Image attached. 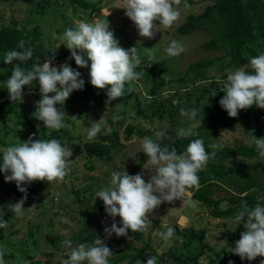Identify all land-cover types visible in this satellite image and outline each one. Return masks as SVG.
Returning a JSON list of instances; mask_svg holds the SVG:
<instances>
[{"label":"rangeland","instance_id":"rangeland-1","mask_svg":"<svg viewBox=\"0 0 264 264\" xmlns=\"http://www.w3.org/2000/svg\"><path fill=\"white\" fill-rule=\"evenodd\" d=\"M90 1L96 3L98 11L82 9L69 0H0V30L10 29L21 38H25L26 34L36 29L40 34V39L36 43L47 53L61 57L68 52L61 44V35L65 28L73 26L74 21L94 22L106 19L109 30L113 32L119 46L124 49L137 48L140 59L137 66H144L149 62L146 64L147 69L143 67V74L136 81L125 84L124 94L115 99L121 100L119 102L92 105L84 100L76 105H69L65 100L62 108L55 105L64 111L62 128H65L71 137L65 144L71 149L67 173L59 182L49 183L44 180H33L27 184L22 182L21 186L26 189V197L22 205L25 208L24 215L21 218L14 215L8 218L6 211L9 210L7 208L9 204H14L25 196V193L19 192L15 185L2 193L0 219L7 223L0 229V257L4 259L5 264H62V261L67 259L69 249L63 247L60 241L69 238L73 242L72 247H75L87 219L92 223L84 237L88 238L93 234L94 238H99L105 243L113 254L110 257V264H113L111 261L118 253L135 255L137 251L144 249L134 264H144L151 255L156 256L157 264H179L181 260L194 258L201 244L196 239H190L186 232L189 228L195 231L204 230L206 233L204 242L210 246V250L205 251L203 256L197 259V264H209L211 259L219 255L231 254L228 250L234 247V241L238 240L240 233L245 230L243 224H233L232 218H214L212 210L193 200L192 194L187 190L181 200L162 202L154 208L148 214L149 223L145 231L128 230L125 236L116 237L113 234L106 237L103 228L111 224L112 218L106 215L104 206L96 212L93 209L101 201L94 197V192L106 185L110 172L127 171L138 162L143 154L139 152V144L144 136H152L153 130L157 128L165 129L167 135L174 134L175 129L187 125V121L180 117L179 111L174 112L175 116L171 119L167 117L160 119L158 115H153L154 108L162 100H171L169 108L178 106L185 109L190 104L188 108L197 109V121L200 120L194 132L197 134L206 128L207 122L202 113L204 106L223 96L221 81L228 70L238 66L229 63L230 58L225 56L224 50L204 48L205 44L214 39V35L207 31L199 30L179 37H174L173 32L185 23L189 15L203 12L216 0H186L193 3L187 7L181 5L179 0L175 5L180 12L177 21L167 28L159 26L151 38L138 35L134 24L124 15V9L120 8L121 0H103L100 4L99 0ZM155 23L158 24V21ZM172 39L184 47V51L176 57H169L163 51ZM4 53L0 50V60ZM259 54L257 52V55ZM199 61L212 63L195 72H189L184 81H177L187 73L189 65ZM62 63L71 66L72 59L69 54L62 59L50 61V66L55 65L59 68ZM246 71L251 73L253 70ZM152 72L167 82L160 88L157 97L151 95L152 83L147 79V75ZM9 76L8 69H0V82ZM80 76L89 84L87 67L80 71ZM214 82H217L218 90L209 89ZM92 87L98 93L105 94L104 89ZM39 99L40 93L35 81L22 87L21 102L14 103L7 121L0 123V148L23 142L30 135L33 139H49L53 130L43 127L42 121L36 120L32 115L35 111V102ZM4 100L10 102L7 91L0 86V102ZM259 109L264 113V109ZM92 121H98L105 134H98L96 138L87 140L84 137V129ZM262 125L264 136V121ZM112 131L117 133V138L111 142L104 141L103 138ZM139 131H146L147 134L138 135ZM217 138L223 144L232 147L240 143L249 144L246 142L248 135L242 124L234 132L218 129ZM94 144L103 147H98L97 150L94 149ZM257 161L264 166L262 157L255 159L237 157L223 164L225 167L239 168L243 164H254ZM151 171V166L146 164L137 173H141L142 178L147 181ZM249 173H253L264 188V173L260 169L255 172L246 170L238 178V182ZM226 189L229 191L221 190V194H233V189L230 187ZM259 194L255 197L261 196ZM61 217H67L71 224L62 223ZM119 219L118 216L115 218L117 224ZM166 226L173 227L175 232L174 237L165 243L156 233ZM91 242L87 240L85 243ZM261 259L264 257L257 256L251 261L246 259L241 264H259ZM128 262L129 259L119 264Z\"/></svg>","mask_w":264,"mask_h":264},{"label":"clouds","instance_id":"clouds-1","mask_svg":"<svg viewBox=\"0 0 264 264\" xmlns=\"http://www.w3.org/2000/svg\"><path fill=\"white\" fill-rule=\"evenodd\" d=\"M178 3L179 0H121L120 8L124 9V15L134 24L140 37L151 38L159 26L167 28L177 21L180 12L175 5ZM61 40L75 64L81 68L87 67L88 83L105 90L107 101L122 96L125 84L136 81L140 76L135 70L140 63L137 48L124 49L119 46L106 19L94 22L74 21L72 27L65 28ZM24 44L25 41L20 40L17 44L20 51H6L3 63L9 64L14 59L21 62L28 60L32 56V49L25 48ZM163 51L169 57H176L184 51V47L172 39ZM246 69L253 71L249 73ZM33 81L38 85L40 99L35 102L32 115L36 120L42 121L43 127L61 129L64 127L65 113L60 109L64 101L74 90L83 88L84 80L80 78V72L67 63L60 64L59 68L50 66V59L46 58L42 64H32L30 69L13 64L10 76L0 82V86L7 91L10 101L18 103L22 100V87ZM221 86L224 94L218 103L229 117H235L239 109L253 105L264 109V53L250 57L244 66L228 70ZM55 105H60L61 108L58 109ZM179 115L187 121V125L175 129V139L196 136L194 129L197 123L200 124V120L197 121V109L181 108ZM166 132L163 128L154 129L152 136H144L140 141L139 152L144 153L145 163L152 169L147 181L142 178L141 173L129 175L125 170H114L110 172L106 185L94 192V197L102 201L106 215L112 218L111 224L103 228L106 237L113 234L116 237L125 236L128 230L145 231L149 223L148 214L154 208L162 202L181 200L187 188L199 186L198 173L206 167L209 157L214 156L215 151L206 152L201 138L189 140L179 153L174 148L161 147L160 141L171 139ZM249 133L246 142L253 146L258 157L264 158V136L256 138L251 131ZM98 134H105L98 121L90 122L84 129L87 140L96 138ZM220 147L222 144L219 143L208 145L213 150ZM70 155L71 149L60 140L33 139L31 135L23 142L0 148V174L7 172L4 175L5 182H15L17 190L25 193L14 204L7 206L15 217L21 218L24 215L25 208L22 205L26 189L21 186L22 182H59L67 173ZM262 201L264 196L257 197L256 203L251 207L242 201L232 217L233 224L242 223L245 230L228 251L239 256L242 261H251L257 256L264 257ZM117 216L120 218L119 226L115 220ZM61 222L71 224L67 217H61ZM6 223L0 219V229ZM174 232L173 227L166 226L156 235L166 243L174 237ZM72 243L69 238L60 241L63 247L69 249L67 259L62 264H110L113 254L101 239L95 238L90 244L80 243L75 247H72ZM0 264H5L2 257ZM144 264H157L156 256H149ZM228 264H232V261ZM259 264H264V259Z\"/></svg>","mask_w":264,"mask_h":264},{"label":"trees","instance_id":"trees-1","mask_svg":"<svg viewBox=\"0 0 264 264\" xmlns=\"http://www.w3.org/2000/svg\"><path fill=\"white\" fill-rule=\"evenodd\" d=\"M69 1L82 9L98 11L96 3H93L90 0ZM102 1L103 0H99V4L102 3ZM180 2L183 6H185V3L187 6L193 4L191 1L186 0H181ZM199 30H204L214 35V39L205 44V49L224 50L225 56L230 58L229 63L238 67L244 66L247 64L250 57L257 55V52H264V0H216L212 5L207 6L203 12L189 15L185 23L174 30L173 36H186ZM26 35L25 38H21L10 29L0 30V50L4 52L12 49L20 51L21 49L17 47L18 41L20 40L25 41V48L30 47L32 49V56L26 61L21 62L14 59L11 63L4 64L3 61L0 60V69H8L11 74L13 64H17L25 69H30L32 64H42L46 58L50 59V61H54L62 59L65 55L69 54V52H66L63 56L59 57L55 54L45 52L43 48L36 43V41L40 39V34L36 29L30 31ZM211 63L212 61H199L189 65L187 73L183 77L178 78L177 81H184L189 72H195L197 69L210 66ZM146 64H149V62H146ZM146 64L144 66H137L135 69L140 73V76L143 74V67L147 69ZM71 67L79 72L86 68L78 67L74 60H72ZM80 78L82 79L81 76ZM147 79L152 83L150 93L155 97L159 95L160 88L167 84L164 78L153 72L147 75ZM210 88H217L218 90L219 87L217 82H214L209 89ZM205 90L207 91V87ZM200 96H202V94ZM219 99L220 98L213 100L204 106L202 113L207 122L206 128L198 132L196 136L175 139L174 134H169L171 139L162 140L160 141V144L161 147H168L170 149L174 148L177 153H179L184 150L189 140L201 138L204 142L206 152L215 151V155L209 157L206 167L198 173L199 186L190 187L186 190L192 194L193 200L210 208L213 212L212 216L214 218H232L240 208L242 201L251 207L257 201V198L255 197L256 194L260 193L259 195H264V188L261 186L257 178H255L253 173L244 176L241 182H238V178H240L246 170L255 172L260 169L264 173V166L260 161H257L254 164H243L239 168L233 166L225 167L223 164L224 162L237 157L247 159L260 157H258L253 146L250 144L240 143L233 147L223 144L217 138V130L225 129L234 132L237 130L238 126L242 124L244 126V131L248 136L250 135L249 131H251L256 138H260L263 136L262 122L264 121V113L258 107L253 105L246 109H239L237 111V116L229 117L226 111L220 107L218 103ZM84 100L92 105H104L108 102L116 103L121 101H107L105 94L98 93L92 86L84 82L82 90H74L67 97L66 103L69 105H76L79 101ZM14 103L15 102H9L6 100L0 102V123H5L7 121ZM170 103V99L162 100L158 106L154 108L153 115H158V118L160 119L163 117L171 119L175 116L173 113L179 111L181 108L178 106V108L173 106L169 108ZM188 107H190V104ZM187 108L185 107V109ZM137 134L144 135L147 134V132L139 131ZM52 138L60 140V142L65 145L71 137L65 128H61L51 132L49 139ZM116 138L117 133L112 131L109 135H106L103 140L111 142ZM212 143L222 144V147L215 150L208 148V145ZM98 147L103 146L94 144V149L97 148L98 150ZM145 161L146 157L143 153L138 159V162L126 172L129 175L136 174L146 165ZM7 174V172L0 174V199L2 193L6 189L15 185V182L13 181L5 182L4 175ZM226 187L233 189V194H221V190H227ZM222 205H225L226 207H223ZM93 209L94 212L103 209L102 201L97 203ZM6 214L8 218L13 217L14 215L10 210H7ZM91 223L92 221L89 219L85 221L83 229L78 236V244L85 243L87 240L93 241L95 239L93 234L88 238L84 237V233L89 230ZM186 232L189 234L190 239L198 240L201 247L194 258L181 260L179 261V264H197V259L203 256L205 251L210 250V246L204 242L206 233L202 229L195 231L193 228L187 229ZM144 251L145 249L139 250L135 255L118 253V256L111 262H113V264H119L129 259L128 264H134ZM230 260L235 264H241L246 259L242 261L239 256L231 253L225 256L219 255L216 258L211 259L209 264H228Z\"/></svg>","mask_w":264,"mask_h":264}]
</instances>
